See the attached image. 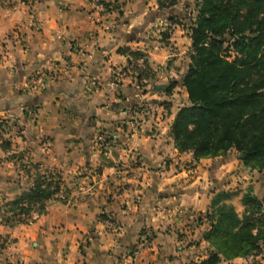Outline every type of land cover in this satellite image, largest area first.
<instances>
[{
	"label": "crops",
	"instance_id": "0c3cea01",
	"mask_svg": "<svg viewBox=\"0 0 264 264\" xmlns=\"http://www.w3.org/2000/svg\"><path fill=\"white\" fill-rule=\"evenodd\" d=\"M179 7L0 0V264L198 263L209 251V225L198 220L213 196L237 193L239 214L249 187L261 199L264 171L244 167L236 151L198 161L175 148L170 129L190 106L187 92L152 88L180 84L188 70L191 40L171 23L188 17ZM149 69L154 81L139 83ZM40 70L53 79L27 89ZM114 72H124L116 86ZM34 168L57 174L61 193L19 223L1 208L32 189ZM262 254L220 264H264Z\"/></svg>",
	"mask_w": 264,
	"mask_h": 264
},
{
	"label": "trees",
	"instance_id": "16d2710c",
	"mask_svg": "<svg viewBox=\"0 0 264 264\" xmlns=\"http://www.w3.org/2000/svg\"><path fill=\"white\" fill-rule=\"evenodd\" d=\"M157 3L164 11L179 2ZM196 9L195 20L180 24L192 44L184 80L160 86L161 94L168 97L179 85L188 95L190 106L178 112L170 136L180 154L191 153L195 160L223 157L234 150L244 167L263 172L264 0H198ZM161 35L163 40L169 38ZM119 54L143 57L129 48H121ZM142 78L154 81L155 76L149 69L137 77L139 83ZM148 87L140 85L139 89L146 93ZM109 141L105 137V142ZM60 193L61 179L57 174L36 172L32 189L4 205L1 211L26 223L33 212L45 213L47 203ZM236 197L237 193L230 191L213 196L204 217L209 225L203 236L208 257L192 264H220L264 252L262 201L249 187L241 199L244 211L239 214L232 203ZM101 220L108 221L106 216Z\"/></svg>",
	"mask_w": 264,
	"mask_h": 264
},
{
	"label": "built area",
	"instance_id": "2783aa9c",
	"mask_svg": "<svg viewBox=\"0 0 264 264\" xmlns=\"http://www.w3.org/2000/svg\"><path fill=\"white\" fill-rule=\"evenodd\" d=\"M131 65L135 66V61L133 59H131ZM66 71V67L64 66V70ZM124 72H114V84L115 86L118 85L121 82V78L123 77ZM53 75L45 70H40L38 72H36L28 81L27 83V89H46V87L48 86V84L50 83V81L53 79L52 78ZM99 142H100V147L102 149H107L108 148V144L105 142V138L103 137H99L98 138ZM201 219H204V217H201ZM262 256L264 257V253L262 254Z\"/></svg>",
	"mask_w": 264,
	"mask_h": 264
},
{
	"label": "rangeland",
	"instance_id": "374dc122",
	"mask_svg": "<svg viewBox=\"0 0 264 264\" xmlns=\"http://www.w3.org/2000/svg\"><path fill=\"white\" fill-rule=\"evenodd\" d=\"M178 5L177 6H180L179 8L180 9H182L183 11L182 12H184V13H186L187 14V18L186 19H178V21L177 22H179V25L178 26H180V27H182L180 24H184V25H186V24H190V22H192V20H195V18H196V14H197V5H198V0H178ZM184 29V28H183ZM185 31H187L186 29H184ZM168 31L169 30H167V31H164L165 32V34H169L168 33ZM163 34V33H162ZM162 40H163V38H161ZM192 54V51H191V48L189 49V51L187 52V58H188V61H190V55ZM190 63V62H189ZM189 63H188V65H189ZM182 94L183 93H179L178 94V96H182ZM34 175L36 174V172H41V171H39V169H36V168H34ZM43 174V173H42ZM33 177V176H32ZM244 194V193H243ZM255 195H256V193H255ZM257 196V195H256ZM258 197V196H257ZM260 198L261 199H264V193H260ZM234 199H236V198H234ZM241 199H242V197H241ZM260 199V200H261ZM234 201V200H233ZM233 201H232V203H233ZM262 201V200H261ZM240 203H241V207L243 208V206H242V202H241V200H240ZM262 203H263V201H262ZM263 205H264V203H263ZM236 210V209H235ZM243 211H244V208H243ZM242 211V212H243Z\"/></svg>",
	"mask_w": 264,
	"mask_h": 264
},
{
	"label": "water",
	"instance_id": "95a60500",
	"mask_svg": "<svg viewBox=\"0 0 264 264\" xmlns=\"http://www.w3.org/2000/svg\"><path fill=\"white\" fill-rule=\"evenodd\" d=\"M153 92H157V93H160L161 94L162 88L160 86H156V87L153 88Z\"/></svg>",
	"mask_w": 264,
	"mask_h": 264
}]
</instances>
